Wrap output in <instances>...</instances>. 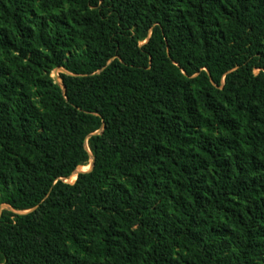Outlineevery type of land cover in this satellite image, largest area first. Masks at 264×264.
I'll return each instance as SVG.
<instances>
[{
	"label": "trees",
	"instance_id": "1",
	"mask_svg": "<svg viewBox=\"0 0 264 264\" xmlns=\"http://www.w3.org/2000/svg\"><path fill=\"white\" fill-rule=\"evenodd\" d=\"M0 264H264V0H0Z\"/></svg>",
	"mask_w": 264,
	"mask_h": 264
},
{
	"label": "rangeland",
	"instance_id": "2",
	"mask_svg": "<svg viewBox=\"0 0 264 264\" xmlns=\"http://www.w3.org/2000/svg\"><path fill=\"white\" fill-rule=\"evenodd\" d=\"M58 71L59 70H53L52 72H51V76L52 77H56V75H58ZM88 166V165H87ZM89 169V166H88V168H86V167H83V168H77L76 169V171H74V173H73V175L69 178V179H66L65 181H68V182H72L74 179H73V176H75L76 177V174L79 172V171H87Z\"/></svg>",
	"mask_w": 264,
	"mask_h": 264
},
{
	"label": "water",
	"instance_id": "3",
	"mask_svg": "<svg viewBox=\"0 0 264 264\" xmlns=\"http://www.w3.org/2000/svg\"><path fill=\"white\" fill-rule=\"evenodd\" d=\"M56 70L64 71V69H62V68H58V69H56ZM55 79H56V80L59 79L58 75H56ZM96 132H98V131H96ZM85 145H86V141H85ZM93 163H94V160H93V158H91L90 163L88 164V166H89V169H88V170H90V169L92 168ZM75 171H76V170H75ZM79 172H83V171H79ZM75 178H76V177H75Z\"/></svg>",
	"mask_w": 264,
	"mask_h": 264
},
{
	"label": "bare ground",
	"instance_id": "4",
	"mask_svg": "<svg viewBox=\"0 0 264 264\" xmlns=\"http://www.w3.org/2000/svg\"><path fill=\"white\" fill-rule=\"evenodd\" d=\"M84 167H86V168H88V166H84ZM83 168V167H82ZM75 178V176H73V179Z\"/></svg>",
	"mask_w": 264,
	"mask_h": 264
}]
</instances>
